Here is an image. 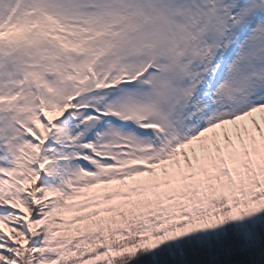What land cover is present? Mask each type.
<instances>
[{
	"label": "snow or ice",
	"instance_id": "snow-or-ice-1",
	"mask_svg": "<svg viewBox=\"0 0 264 264\" xmlns=\"http://www.w3.org/2000/svg\"><path fill=\"white\" fill-rule=\"evenodd\" d=\"M0 264H264V0H0Z\"/></svg>",
	"mask_w": 264,
	"mask_h": 264
}]
</instances>
